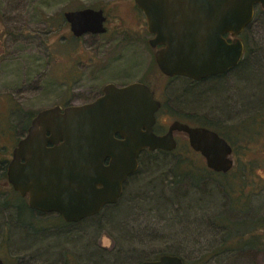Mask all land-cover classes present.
Listing matches in <instances>:
<instances>
[{
    "label": "rangeland",
    "instance_id": "374dc122",
    "mask_svg": "<svg viewBox=\"0 0 264 264\" xmlns=\"http://www.w3.org/2000/svg\"><path fill=\"white\" fill-rule=\"evenodd\" d=\"M85 8L103 10L105 34L71 35L63 14ZM242 38V64L227 75L225 88L193 87L179 106L168 95L177 84L160 74L134 0H0V260L137 264L175 254L184 264H264V16ZM134 82L165 102L160 132L181 109L188 123L206 122L229 136L231 171L211 173L194 153L160 156L142 170L141 156L119 204L91 221L67 224L30 210L2 172L31 117L64 102H91L107 83ZM174 137L177 148L188 145L184 135ZM189 171L192 184L183 177ZM173 173L181 188L168 190Z\"/></svg>",
    "mask_w": 264,
    "mask_h": 264
},
{
    "label": "water",
    "instance_id": "95a60500",
    "mask_svg": "<svg viewBox=\"0 0 264 264\" xmlns=\"http://www.w3.org/2000/svg\"><path fill=\"white\" fill-rule=\"evenodd\" d=\"M153 35L155 62L165 76L203 79L236 67L243 54L237 38L253 20V8L264 0H134ZM72 35L106 32L102 9L85 8L63 14ZM234 37L228 43L223 35ZM94 102L55 106L37 112L26 134L11 152L7 182L30 209L55 212L66 222H78L117 201L122 184L138 169L142 151L176 149L174 132L184 133L188 146L208 170L228 173L230 145L203 127L173 122L163 135L153 133L160 103L140 83L124 88L107 85ZM119 135V138L115 136ZM108 164L104 165V161ZM0 264H4L0 260ZM137 264H184L177 255L163 254Z\"/></svg>",
    "mask_w": 264,
    "mask_h": 264
},
{
    "label": "flooded vegetation",
    "instance_id": "af4514ba",
    "mask_svg": "<svg viewBox=\"0 0 264 264\" xmlns=\"http://www.w3.org/2000/svg\"><path fill=\"white\" fill-rule=\"evenodd\" d=\"M143 14V13H142ZM258 15H262V16H264V10L262 9V7L259 5V4H255L254 5V8H253V20H252V22L245 28V29H243V31L238 35V39L241 41V43H242V45H243V54H242V57H241V60L239 61V63H238V65L236 66V67H233V68H231V69H229L228 71H226V72H224V73H220V74H215V75H212V76H208V77H206V78H203V79H198V80H196V79H192V78H188V77H184V76H179V75H174V76H165L164 74H162L161 72H160V70H159V72H160V74L164 77V78H166V79H170V80H172L173 82H176V84H177V86H175L174 88H172V92H171V94L170 93H168L167 92V88H164V90H165V95H167V93H168V95H169V99H170V97H171V95L173 96V98H174V101L178 104V103H180L179 102V99H180V97H184L185 95H187L188 93H189V90L190 89H192L193 87H196V86H201V85H203V84H205V86L204 87H209L210 85H212V84H214V83H219V87L220 88H222V89H224L225 87V85H226V82H225V78H227V75H229V74H231V73H233L235 70H236V68H238V66L240 65V64H242V61H243V58H244V55H245V41H244V39L242 38V36L247 32V30L251 27V25L253 24V22H254V20H255V18H256V16H258ZM144 16V15H143ZM145 18V17H144ZM146 21V20H145ZM69 26V25H68ZM146 30H147V25H146ZM70 31V30H69ZM107 31V30H106ZM148 32V31H147ZM71 33V32H70ZM106 33V32H105ZM104 33V34H105ZM148 34L150 35V39L147 41V43H148V45H149V41L153 38V35L152 34H150L149 32H148ZM71 35H72V33H71ZM102 35V34H101ZM73 36V35H72ZM74 37V36H73ZM82 37V36H81ZM81 37H79V38H81ZM74 38H76V37H74ZM223 38L228 42V43H230L232 40H234V37H232L230 34H225V35H223ZM77 39V38H76ZM149 47L150 48H152L150 45H149ZM162 48V46H156L155 48H152V49H154L155 50V52H154V61H155V53L158 51V50H160ZM155 64H156V62H155ZM157 66V65H156ZM158 68V67H157ZM134 83H140V84H142L141 82H134ZM130 84H132V83H130ZM130 84H128V85H130ZM107 85H113V86H115V87H117V88H124V87H126V86H128V85H124V86H117V85H115V84H112V83H107V84H105L104 86H103V88H102V90H101V93L95 98V99H93L91 102H94L95 100H97L98 98H100V97H102L103 95H104V88L107 86ZM143 85H145V84H143ZM145 86H147L149 89H150V91L153 93V98H154V100H156V101H158L159 103H160V108L155 112V114H154V125H153V133L154 134H156V135H158V136H160V135H163V134H165L166 132H167V130H168V128L166 129V130H162V132H160L159 130H157V127H158V125H159V122H160V116H159V113L162 111V109H163V106L165 105V102H163V99L161 98H158V96H157V93H156V91H155V89L154 88H152L151 86L149 87L148 85H145ZM182 97V98H183ZM226 100H228V99H226ZM91 102H87V103H83V104H79V105H69L68 104V102H64V103H62V104H60V105H55V106H58V107H60V109H61V111H63L65 108H67V107H70V106H81V105H84V104H89V103H91ZM185 103V102H184ZM183 103H180V105L179 106H181ZM55 106H52V107H55ZM49 108H51V107H49ZM47 109V108H46ZM42 110H44V109H42ZM179 110H181V109H175L174 110V114H173V122H175V121H177V122H180V123H183V124H186V125H188V126H190V127H203V128H206V129H209V130H211V131H214L215 133H217L218 134V136H220L221 138H223L229 145H230V147H231V149H232V153H231V156H232V154H234V148H233V146L231 145V143H230V141H229V139H231L229 136V138L225 135V134H223V133H221L220 131L218 132V130H216L215 128H212L208 123L206 124V122L205 123H201V125H192L191 123H188V121L187 120H184L183 119V117H185L186 116V113H183V111H179ZM41 111V110H40ZM39 112V111H38ZM37 114V113H36ZM35 114V115H36ZM34 115V116H35ZM34 116H32L31 117V119H30V123H31V121H32V119H33V117ZM223 116V114L220 116V118ZM166 117V115H164L163 116V118L164 119H166L165 118ZM187 117H189V114H187ZM261 118H264V115H261L260 116ZM172 122V123H173ZM197 122V121H196ZM30 123H29V125H30ZM219 124H220V122H218V121H215V125L214 126H216V127H219ZM254 125H255V123L252 125V127L251 128H254ZM29 127V126H28ZM260 127H262V128H264V120L262 121V126H260ZM28 129V128H27ZM27 129H26V132H27ZM255 131H257V130H255ZM26 132H25V134H26ZM258 132V131H257ZM174 133H178V134H182V135H184L185 136V134L184 133H180V132H174ZM24 134V135H25ZM24 135H23V137H24ZM173 136H174V134H173ZM22 137V138H23ZM116 138H119V135H116L115 136ZM175 138V137H174ZM185 138H186V136H185ZM21 139V138H20ZM19 139V140H20ZM18 140V141H19ZM176 140V139H175ZM186 141H187V138H186ZM18 143V142H17ZM176 143H177V141H176ZM177 148V147H176ZM145 151H148V150H144V151H142L141 152V154H140V156L145 152ZM158 151H160V150H158ZM174 151V150H173ZM173 151H171V152H173ZM193 153H195V154H198V153H196V152H194L193 150H191ZM148 152H156V151H148ZM162 152H166V151H162ZM199 155V154H198ZM140 156H139V158H138V168H139V159H140ZM200 156V155H199ZM231 156H230V158H231ZM232 160V159H231ZM232 162H233V160H232ZM108 164V160H105L104 161V165H107ZM233 166H234V162H233ZM233 166H232V168H233ZM231 168V169H232ZM252 168V167H251ZM251 168H249V167H247V169H250V170H253V168L251 169ZM138 170V169H137ZM231 171V170H230ZM137 172V171H136ZM135 172V173H136ZM5 173H6V170H5ZM134 173V174H135ZM133 174V175H134ZM131 176H129L125 181H124V183L122 184V191H121V194H120V196H119V198L117 199V201L115 202V203H112V204H105L103 207H102V209L99 211V213H97L96 215H93V216H90V217H86V218H84V219H82V220H80V221H78V222H66V221H64L62 218H61V216L58 214V213H55V212H51V213H44V212H41V211H37V210H34V209H30L29 208V206H28V197H27V195L26 196H24V197H22L18 192H16L13 188H12V186L8 183L7 185H9L12 189H13V191L17 194V195H19L21 198H23L24 200H25V203H26V205H27V207L30 209V210H33V211H36V212H39V213H41V214H54V215H56L63 223H67V224H76V223H80V222H84V221H91L92 219H94V218H96V217H99L100 215H101V213L104 211V209H106V208H113V207H115V206H117L118 204H119V202H120V200L122 199V197L124 196V191H125V186H126V184H127V182H128V180H129V178H130ZM7 178V177H6ZM8 257H12V256H8ZM4 264H7V263H5L3 260H1ZM17 264V263H16Z\"/></svg>",
    "mask_w": 264,
    "mask_h": 264
},
{
    "label": "trees",
    "instance_id": "16d2710c",
    "mask_svg": "<svg viewBox=\"0 0 264 264\" xmlns=\"http://www.w3.org/2000/svg\"><path fill=\"white\" fill-rule=\"evenodd\" d=\"M27 128V127H26ZM25 129V128H24ZM14 130H15V127H14ZM16 131V130H15ZM15 134H16V132H15ZM14 134V135H15ZM14 138L16 139V140H18L19 138H17L16 137V135L14 136ZM178 149V150H177ZM178 154V157L179 158H183V157H181V156H183V153L184 154H193V152L191 151V149L189 148V146L187 145V146H182V147H179V148H176L173 152H162V151H156V152H148V151H145L141 156H142V170H143V167H146V170H149V169H151L152 167H153V165H155V164H157L158 163V159H159V157L161 156L162 158H164V157H169V156H172V155H174V154ZM195 154V153H194ZM140 156V157H141ZM146 158H148V159H150V160H152L150 163H146ZM183 161V159H181V161L179 160L177 163H176V167L175 168H179V166L181 165L182 166V162ZM156 166V165H155ZM210 171V170H209ZM211 173H214V172H212V171H210ZM186 173H188V176H187V174H184L183 175V177H186L187 179H189V177H191L190 176V174H191V172L189 171V172H186ZM215 174H221V173H215ZM2 175H4L5 176V178H6V173L4 172H2ZM182 175V174H181ZM175 174L173 173V182H172V184L174 185L175 183H176V181H175ZM2 177V176H1ZM194 180V179H193ZM188 182H190L191 184H192V180L190 181V179H189V181ZM6 184V183H5ZM177 187V184H175L174 186H168V190H171V189H174V188H176ZM180 186H178L177 188H179ZM181 188V187H180ZM1 194V193H0ZM1 196V195H0ZM237 203V202H236ZM1 206V205H0ZM175 255V254H174Z\"/></svg>",
    "mask_w": 264,
    "mask_h": 264
}]
</instances>
